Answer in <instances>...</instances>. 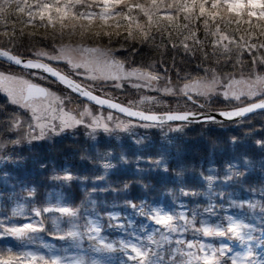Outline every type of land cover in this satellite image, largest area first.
I'll return each mask as SVG.
<instances>
[{"label":"trees","instance_id":"16d2710c","mask_svg":"<svg viewBox=\"0 0 264 264\" xmlns=\"http://www.w3.org/2000/svg\"><path fill=\"white\" fill-rule=\"evenodd\" d=\"M72 1L0 0V49L32 58L93 46L161 86L264 73V0H117L106 14L102 0ZM15 73L26 72L0 62L4 81ZM94 90L134 93L104 82ZM35 133L30 114L0 92V264H68L82 253L85 264H264V112ZM159 207L165 224L155 223Z\"/></svg>","mask_w":264,"mask_h":264},{"label":"rangeland","instance_id":"374dc122","mask_svg":"<svg viewBox=\"0 0 264 264\" xmlns=\"http://www.w3.org/2000/svg\"><path fill=\"white\" fill-rule=\"evenodd\" d=\"M64 1L68 4L73 3L72 0ZM255 2L250 0L249 3L254 4ZM116 3L117 0H102L99 2V8L106 14V12L114 10ZM112 55L111 51L101 48L73 45L57 48L49 54L38 52L35 57L56 64H65L68 67L67 70L74 73L75 76L85 82H91L89 86L104 82L108 83L109 88L120 89L122 92L133 91L134 93H129L131 97L127 98L128 100L121 97H107L136 110L151 114H164L178 111L179 107H191L189 103L183 101V96H191L194 100H200L204 103L221 97L236 100V105H242L251 103L264 95L262 89L264 73L249 76L214 74L184 84L161 86L144 73L123 68ZM12 75L11 79L0 82V89L3 94L12 92V84L14 92H16L23 84L36 79L28 74L26 77L18 76L17 73ZM70 100L71 98L67 93H62L59 90H48L45 99L32 102L29 107L26 106L32 115L34 127L39 137L46 134L50 136L58 135L76 126H83L90 133L96 131L108 133L113 130L138 126L135 122L121 119L115 114L113 116L110 113L91 109L92 107L89 108L87 105L75 106ZM147 208L149 207H145V209ZM155 213L158 215L154 218L156 224L167 222L169 216L164 207L157 208ZM106 215L108 218L111 217L109 213ZM141 217L142 214H138L136 219ZM111 221L112 226L122 227L119 219H111ZM92 222L93 226L98 224L96 220H92ZM160 239L161 235L156 234L152 238V245H158ZM134 248V251H140L139 247L135 246ZM83 262V260L80 261L81 264H84ZM77 263L74 261L72 264ZM103 264L107 263L103 262Z\"/></svg>","mask_w":264,"mask_h":264},{"label":"water","instance_id":"95a60500","mask_svg":"<svg viewBox=\"0 0 264 264\" xmlns=\"http://www.w3.org/2000/svg\"><path fill=\"white\" fill-rule=\"evenodd\" d=\"M0 60L12 64L16 67L41 72L54 81L58 82L66 89L71 91L77 97L85 102L94 105L98 108L113 112L129 120L147 123V124H166V123H195V122H210L224 123L239 121L256 112L264 111V99L249 104L247 106L218 112H179L168 114H150L140 112L132 108L121 105L117 102L97 96L85 88L64 76L60 72L53 69L51 66L39 60L20 58L13 56L11 53L0 49ZM264 88V86H263ZM46 96V90L41 86L33 84L27 85L25 88V99H38Z\"/></svg>","mask_w":264,"mask_h":264}]
</instances>
